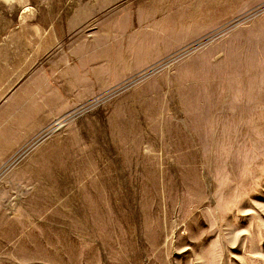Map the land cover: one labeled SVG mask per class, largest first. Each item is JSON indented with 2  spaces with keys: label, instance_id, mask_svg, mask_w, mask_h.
<instances>
[{
  "label": "rangeland",
  "instance_id": "obj_1",
  "mask_svg": "<svg viewBox=\"0 0 264 264\" xmlns=\"http://www.w3.org/2000/svg\"><path fill=\"white\" fill-rule=\"evenodd\" d=\"M0 264H264V0H0Z\"/></svg>",
  "mask_w": 264,
  "mask_h": 264
}]
</instances>
